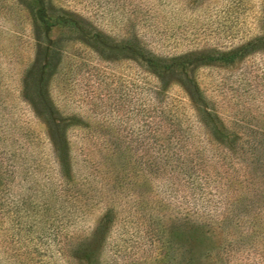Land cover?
I'll return each instance as SVG.
<instances>
[{
	"label": "trees",
	"instance_id": "trees-1",
	"mask_svg": "<svg viewBox=\"0 0 264 264\" xmlns=\"http://www.w3.org/2000/svg\"><path fill=\"white\" fill-rule=\"evenodd\" d=\"M64 35L106 61L118 57L136 65L138 83L129 81L126 91L139 97L138 132L120 139L103 133L98 122H84L80 113L60 112L50 83L62 63ZM23 36L30 42L31 55L21 67L16 100L31 116L28 121L20 119V127L12 124L11 181L25 182L26 174L32 177L44 170V161H36L41 153L38 142L49 145L55 168L43 174L45 191L32 188L28 204L22 199L21 208L11 205L13 235L26 237L34 230L41 236L43 217L50 214L51 220L59 217L64 232L60 240L64 262L123 264L121 250L107 261L102 254L119 221L115 204L122 194L119 190H124L130 195L126 201L133 207L130 214L142 218L141 232L149 245L155 248L157 241V248L166 249L139 256L132 264H234L233 252L253 253L254 264H264V125L225 119L222 107L198 79L202 69L234 68L264 52V32L230 48L191 47L163 53L132 31L122 37L107 34L91 19L53 0H11V50L17 48L14 40ZM35 122L44 127L43 141L30 128ZM74 126L84 130L76 131L81 155L97 154V160L88 157L79 165L73 157L69 130ZM132 134L137 140L134 146L129 142ZM132 149L138 157L130 154ZM127 163L139 168L141 182L133 190L125 189L133 183L119 179ZM20 167L24 175L18 172ZM87 167L91 171L85 173ZM93 184H99L97 194ZM147 185L169 189L167 199L176 197L178 203L181 197L189 207H176L168 223L164 215L143 214L138 207L152 203L151 191L144 190ZM95 207L99 217L92 232L71 242L65 232L73 217L82 223ZM150 209L154 211V205ZM151 217L159 218L157 228L147 223Z\"/></svg>",
	"mask_w": 264,
	"mask_h": 264
},
{
	"label": "rangeland",
	"instance_id": "rangeland-1",
	"mask_svg": "<svg viewBox=\"0 0 264 264\" xmlns=\"http://www.w3.org/2000/svg\"><path fill=\"white\" fill-rule=\"evenodd\" d=\"M53 2L57 6H63L91 19L107 34L122 37L125 32L132 31L143 40L149 39L145 41H150L153 48L163 53L180 52L191 47L230 48L250 36L264 32V0H53ZM68 37L62 36L65 39L62 43V63L50 83L51 95L60 112L80 113L84 122L96 124L98 122L103 133L106 135L112 133L115 137L118 135L120 139H124L123 136L131 132H138L141 124L139 115L136 114V110L139 109V97L126 91L129 81L138 83L136 65L118 57H111L106 61L81 44L69 40ZM20 38L19 41L14 40L17 48L11 50V0H0V264H67L60 254L62 251L60 240L64 232L60 229L59 217L56 220H51L50 214L43 217L45 232L40 234L41 236L34 230L26 237H17L13 235V231L11 232V205L21 208L22 199L28 204L27 198L32 188L45 191L44 184L47 181L43 174L50 173V170L55 168L49 145L46 146L44 142L41 145V142H38L36 146L41 153L36 161L42 159L47 166L43 164L44 170L41 169L37 173L34 171L35 175L32 177L26 174L25 182L19 179L11 181V147L14 141L11 133V130H14L12 124L20 127V119L28 121L31 116L24 103L16 100L21 67L31 55L30 42L24 36ZM198 79L205 93L222 107L221 112L225 119L233 117L238 122L246 120L252 125H264V52L248 57L234 68L202 69L198 73ZM173 92L176 94L177 90ZM30 128L37 133L38 138L41 137V141L45 140L42 125L35 122ZM77 130L84 131L80 126H74L69 130L73 157L79 165L83 164L82 160L87 161L88 157L93 156L97 160V154L92 153V156L85 157L81 155L82 149L76 144ZM134 138L135 135L132 134V140L129 141L133 146L137 141ZM86 144H89L86 147L91 148L90 141ZM132 150L130 154L135 156L136 152ZM33 159L25 165L33 163ZM130 161L132 160L128 162ZM102 163L104 166V162ZM138 169L136 163L135 165L127 163L119 173L120 181L133 183L132 186L127 184L125 189L133 187L131 188L133 190L141 182ZM88 171L91 170L87 167L84 172ZM18 172L25 174L22 167ZM132 172L134 174L129 176ZM73 182L75 183V179ZM93 187V192L97 194L95 190L99 189V184H93ZM154 187L147 185L144 189L151 191L148 192V200L152 203L146 202L147 205L138 207L143 214L164 215V223H168L175 213L173 211L178 207L181 209L189 207V203L186 204V200H182L181 197L178 203L175 202L176 197L167 199L165 194L169 193V189ZM119 192L122 194L115 204L120 214L119 221L110 231L102 259L107 261L115 250L116 252L121 250L120 259L125 264H132L137 263L138 257L145 256L146 253L155 254L159 251L164 253L166 249L157 248V241L155 248L149 245L144 232H141L142 224L139 223L142 218L130 214L133 207L126 203L130 195L124 190ZM153 205L154 211L150 209ZM98 217L96 207L82 223L73 217V224L65 232L71 242L88 236L95 227ZM158 219L148 218L147 223L152 225V229L157 228L160 225H156ZM232 254L231 262L234 264H254L257 261L253 253Z\"/></svg>",
	"mask_w": 264,
	"mask_h": 264
}]
</instances>
